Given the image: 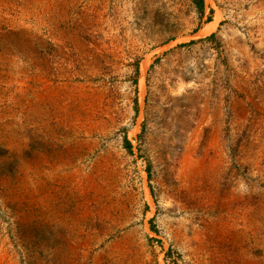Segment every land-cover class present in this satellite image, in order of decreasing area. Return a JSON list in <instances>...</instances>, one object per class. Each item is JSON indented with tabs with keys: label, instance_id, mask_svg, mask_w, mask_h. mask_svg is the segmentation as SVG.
Wrapping results in <instances>:
<instances>
[{
	"label": "rangeland",
	"instance_id": "rangeland-1",
	"mask_svg": "<svg viewBox=\"0 0 264 264\" xmlns=\"http://www.w3.org/2000/svg\"><path fill=\"white\" fill-rule=\"evenodd\" d=\"M0 264H264V0H0Z\"/></svg>",
	"mask_w": 264,
	"mask_h": 264
},
{
	"label": "trees",
	"instance_id": "trees-1",
	"mask_svg": "<svg viewBox=\"0 0 264 264\" xmlns=\"http://www.w3.org/2000/svg\"><path fill=\"white\" fill-rule=\"evenodd\" d=\"M196 3H197V6H198V9L200 12H203L204 11V6H205V0H196ZM125 143H126V146L129 150H131V143L130 141L127 139H125Z\"/></svg>",
	"mask_w": 264,
	"mask_h": 264
}]
</instances>
